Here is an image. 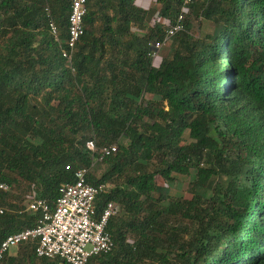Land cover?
<instances>
[{
	"label": "trees",
	"instance_id": "16d2710c",
	"mask_svg": "<svg viewBox=\"0 0 264 264\" xmlns=\"http://www.w3.org/2000/svg\"><path fill=\"white\" fill-rule=\"evenodd\" d=\"M150 1L155 11L87 0L68 63L71 0H0V183L10 187L0 243L35 226L37 214L18 213L30 199L53 210L87 168L89 185L110 187L97 215L119 207L106 229L112 251L87 264H264V0H191L158 66L151 45L183 0ZM89 140L117 147L100 178ZM182 179L189 199L168 189ZM0 264L64 263L38 259L30 243Z\"/></svg>",
	"mask_w": 264,
	"mask_h": 264
},
{
	"label": "built area",
	"instance_id": "2783aa9c",
	"mask_svg": "<svg viewBox=\"0 0 264 264\" xmlns=\"http://www.w3.org/2000/svg\"><path fill=\"white\" fill-rule=\"evenodd\" d=\"M190 2L191 0H183L176 23L167 28L164 40L151 45L153 60L169 40L184 30L183 20ZM86 4L87 0H71L65 43L67 49L61 51L63 59L68 63L84 34ZM50 32L54 40L58 41V31L53 24L50 25ZM85 148L97 156L91 167L117 153L116 146L96 149L92 140L85 143ZM88 172L87 168L78 169L74 173V183L60 188L53 210L40 199H30L27 202L26 208L18 213L37 214L36 224L33 228L6 237L0 243V261L11 248L16 249L30 243L35 244V256L38 259L58 260L64 264H87L92 257L112 251L114 244L106 229L109 221L119 213V207L108 202L101 214L97 215L95 199L99 194L109 191L110 187L89 185L86 181ZM0 192L9 193L10 187L0 183ZM5 212L0 207V215Z\"/></svg>",
	"mask_w": 264,
	"mask_h": 264
},
{
	"label": "rangeland",
	"instance_id": "374dc122",
	"mask_svg": "<svg viewBox=\"0 0 264 264\" xmlns=\"http://www.w3.org/2000/svg\"><path fill=\"white\" fill-rule=\"evenodd\" d=\"M138 4L140 6H142L145 10L155 11L157 9V5L155 4L154 1H150V0H138ZM155 17L156 16H154L152 18V20L155 23H158L155 20V19H157ZM187 21H189V23H190V28H191L190 31H191L192 35L198 36V29H197V27H198V21L194 17L193 18L191 17V18L187 19ZM152 24L153 23L150 24V27L152 26ZM159 24H161L162 28L164 30H166V22L160 21ZM170 53H171L170 52V48L168 47V44H167V46H164L163 48H161L158 51L157 58H155L153 64L155 66H158V64L161 62L162 59H164L165 57H169L170 56ZM147 99H151V97L148 96ZM93 167H94V169L92 170V173L97 178H100L107 171V165L104 164V163H96ZM189 180H191V178ZM155 182H156L157 185L166 188V184L164 183L163 180H161V178L156 177L155 178ZM180 182H177L174 185H171L168 189L170 190V192L172 193V195L174 194L176 196H183V198H188L189 199L191 195H189V193L187 192L188 179L187 180H183L182 179ZM14 193L16 195L17 201L18 202H22V204H25V202H24L25 199H24L23 193L19 192L18 189H15L14 190ZM10 195H12V193H10ZM4 209L6 211L9 210V208H7V207H4ZM23 210H21V211H23ZM131 241L132 240H130V242ZM15 253H16V249L15 248H11L9 250V254L10 255H13Z\"/></svg>",
	"mask_w": 264,
	"mask_h": 264
}]
</instances>
